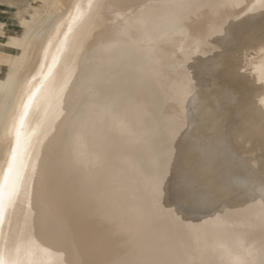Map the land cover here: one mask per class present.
Returning <instances> with one entry per match:
<instances>
[{
  "label": "bare ground",
  "instance_id": "6f19581e",
  "mask_svg": "<svg viewBox=\"0 0 264 264\" xmlns=\"http://www.w3.org/2000/svg\"><path fill=\"white\" fill-rule=\"evenodd\" d=\"M61 2L0 83L3 264H264V0Z\"/></svg>",
  "mask_w": 264,
  "mask_h": 264
},
{
  "label": "rangeland",
  "instance_id": "374dc122",
  "mask_svg": "<svg viewBox=\"0 0 264 264\" xmlns=\"http://www.w3.org/2000/svg\"><path fill=\"white\" fill-rule=\"evenodd\" d=\"M50 1L51 0H0V83L3 81L7 70L10 69L9 66L12 64L14 66V73L17 74L19 70L21 71L19 75L20 81H24L25 77L36 66L39 46L35 44L29 47L28 43L33 28L26 32L21 22L25 20L27 26H34V19L35 16H37L36 24L38 26H40L41 23L44 24L46 18V14L43 13V11H45L44 3ZM62 1L58 9L60 11L58 15L60 16L68 10L67 8H69L70 4L69 0ZM54 9L51 8L48 13ZM48 27L49 25L45 23L43 30L47 31ZM27 39L28 41H26ZM20 50H22V52L19 55ZM8 116L9 114L6 116V119H8ZM3 118L4 115L0 117V126ZM2 135L3 132L1 131L0 140ZM3 164L4 152L0 143V167ZM94 184H96V182Z\"/></svg>",
  "mask_w": 264,
  "mask_h": 264
},
{
  "label": "snow or ice",
  "instance_id": "6c2138e0",
  "mask_svg": "<svg viewBox=\"0 0 264 264\" xmlns=\"http://www.w3.org/2000/svg\"><path fill=\"white\" fill-rule=\"evenodd\" d=\"M37 91H39V89H37ZM34 99H35V93H32L27 97V101L23 105V113L20 118L21 127H23L24 118L27 117L28 110L31 108ZM20 147H21L20 132L17 131L16 147L12 149L11 161L9 162L7 173L5 174L3 181H0V222H2L3 220V215L7 205L12 202V198L16 189V183L20 179V173L16 167L17 157ZM0 264H3L2 260H0Z\"/></svg>",
  "mask_w": 264,
  "mask_h": 264
}]
</instances>
